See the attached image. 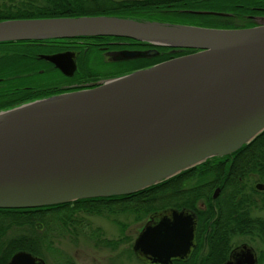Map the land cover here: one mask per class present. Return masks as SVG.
I'll use <instances>...</instances> for the list:
<instances>
[{
    "label": "water",
    "instance_id": "1",
    "mask_svg": "<svg viewBox=\"0 0 264 264\" xmlns=\"http://www.w3.org/2000/svg\"><path fill=\"white\" fill-rule=\"evenodd\" d=\"M100 35L152 45L151 56L157 47L193 51L0 111V208L135 193L233 154L264 131V24L217 28L116 15L0 21V42ZM65 56L44 55L58 66ZM198 220L188 207L157 210L133 251L145 264L186 261L198 245ZM7 264L47 262L22 249ZM221 264H259V257L243 242Z\"/></svg>",
    "mask_w": 264,
    "mask_h": 264
},
{
    "label": "trees",
    "instance_id": "2",
    "mask_svg": "<svg viewBox=\"0 0 264 264\" xmlns=\"http://www.w3.org/2000/svg\"><path fill=\"white\" fill-rule=\"evenodd\" d=\"M263 3L264 0H0V21L99 14L156 19L157 16L180 14L184 17L211 16L216 20L213 27L239 28L245 19L239 20L238 17L254 12L255 6ZM208 5L220 6L218 12L228 15L190 12L209 11L204 10ZM159 48L163 52L140 68L174 57L166 52L170 47ZM189 51L179 50L177 55ZM140 68L133 66L132 71ZM246 154L254 161H264V131L233 154L208 159L135 193L78 199L52 206L0 208V264H7L10 257L22 249L46 260L47 253L60 252L55 242L61 236L74 240L84 236L98 246L118 249L131 239L126 231V223L118 218L119 214L133 215L137 222H144L153 212L167 207H189L198 211L200 202L210 206L211 215L199 214L198 245L188 260H175L174 264H221L236 246L233 244L235 236H249L250 239L246 237V240L250 244L255 239L264 241V218L252 215L250 208L241 206L245 203V190L240 179ZM217 186L221 187V191L214 199ZM90 216L108 217L120 226L121 236H105L101 227H93ZM15 225L28 226L30 232L10 238L7 234ZM209 227L205 240L201 236V229L207 231ZM130 251L135 256L133 249ZM258 253L259 263L262 264L264 253Z\"/></svg>",
    "mask_w": 264,
    "mask_h": 264
},
{
    "label": "flooded vegetation",
    "instance_id": "3",
    "mask_svg": "<svg viewBox=\"0 0 264 264\" xmlns=\"http://www.w3.org/2000/svg\"><path fill=\"white\" fill-rule=\"evenodd\" d=\"M255 8L254 12L246 13L245 17H238L239 20L245 19L239 24V28L262 24L264 3ZM152 48L154 47L136 39L113 35L0 42V111L36 99L89 88L92 83L102 79L132 72L133 66L144 67L148 60L163 52L157 47V55H148L147 51ZM132 50L140 51L139 55L132 57ZM166 52L172 57L178 56L179 50L169 48ZM58 53H68L59 62L60 66L44 57ZM137 60L140 61L139 64L136 63ZM252 159L254 158L246 154L242 163L244 172L240 180L245 190V203L241 206L250 208L251 214L255 215L256 211L264 208V204H258L260 199L264 200V161ZM198 206V211L190 208L197 213L198 219L200 213L211 215L208 204L200 202ZM256 216L263 217L258 214ZM198 231L199 222L197 235ZM209 231L210 227L207 231L201 229V236L205 240ZM135 257L137 258L136 254ZM137 260L145 264L138 258Z\"/></svg>",
    "mask_w": 264,
    "mask_h": 264
},
{
    "label": "rangeland",
    "instance_id": "4",
    "mask_svg": "<svg viewBox=\"0 0 264 264\" xmlns=\"http://www.w3.org/2000/svg\"><path fill=\"white\" fill-rule=\"evenodd\" d=\"M221 7L217 5H208L204 10L220 11ZM156 19L172 22L182 23L189 25H200L206 27H213L216 24V20L211 16H194L184 17L180 14H171L164 16H157ZM264 24V21L262 22ZM258 204H264V200L260 199ZM261 206V205H260ZM261 215L264 217V208L255 212V215ZM93 227H101L105 233V236L109 238H118L121 236V228L111 219L106 216H90L89 217ZM118 218L126 223L127 233L130 235V240L121 244L118 249H110L103 246L96 245L95 241L81 236L79 239L74 240L61 236L55 242L57 248L60 249L59 253L52 254L47 253L48 264H142L131 251L135 238L141 231L144 222H137L133 215L119 214ZM30 232L28 226L15 225L10 228L8 237H16L22 234H28ZM246 237L249 236H235L233 238V244L238 245L242 242H247ZM252 245L258 250V252L264 253V241L261 239H255ZM264 264V260L262 262Z\"/></svg>",
    "mask_w": 264,
    "mask_h": 264
}]
</instances>
